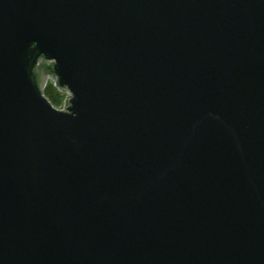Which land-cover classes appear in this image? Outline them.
<instances>
[{"label":"water","instance_id":"95a60500","mask_svg":"<svg viewBox=\"0 0 264 264\" xmlns=\"http://www.w3.org/2000/svg\"><path fill=\"white\" fill-rule=\"evenodd\" d=\"M0 264H264V0H0Z\"/></svg>","mask_w":264,"mask_h":264},{"label":"trees","instance_id":"16d2710c","mask_svg":"<svg viewBox=\"0 0 264 264\" xmlns=\"http://www.w3.org/2000/svg\"><path fill=\"white\" fill-rule=\"evenodd\" d=\"M42 94L52 106L57 107L61 104L63 94L59 92L49 81H46L44 87L42 88Z\"/></svg>","mask_w":264,"mask_h":264},{"label":"rangeland","instance_id":"374dc122","mask_svg":"<svg viewBox=\"0 0 264 264\" xmlns=\"http://www.w3.org/2000/svg\"><path fill=\"white\" fill-rule=\"evenodd\" d=\"M47 81H49L48 79H47ZM60 92V91H59ZM62 94H63V92H61ZM65 96V93L63 94V97ZM63 99V98H62ZM62 101L63 100H61V103H62ZM56 109H60V107L58 108V106L57 107H55Z\"/></svg>","mask_w":264,"mask_h":264},{"label":"built area","instance_id":"2783aa9c","mask_svg":"<svg viewBox=\"0 0 264 264\" xmlns=\"http://www.w3.org/2000/svg\"><path fill=\"white\" fill-rule=\"evenodd\" d=\"M65 92H63V94H64ZM64 98V97H63ZM63 100V99H62ZM63 102V101H62ZM61 105H62V103L58 106V108L60 107L61 108Z\"/></svg>","mask_w":264,"mask_h":264}]
</instances>
